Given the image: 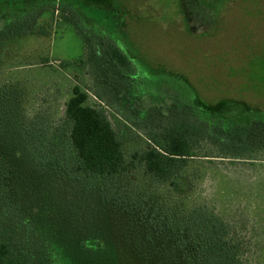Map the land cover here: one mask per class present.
<instances>
[{
  "label": "rangeland",
  "instance_id": "374dc122",
  "mask_svg": "<svg viewBox=\"0 0 264 264\" xmlns=\"http://www.w3.org/2000/svg\"><path fill=\"white\" fill-rule=\"evenodd\" d=\"M110 1L109 18L100 6L84 7L93 9L94 24L78 14L80 31L56 6L41 11L24 34L0 21V105H7L0 110H9L19 125L35 112L44 113L49 150L67 148L63 110L75 85L87 93L88 103L106 108L127 155L146 146L141 127L157 121L153 117H197L188 104L169 98L178 94L172 84L162 88L160 104L151 103L147 94L141 99L146 85L112 68L102 43L95 42L102 36L123 34L149 66L184 76L204 101L231 97L264 109V0H216L210 10L205 7L209 0ZM185 4L191 13L186 24ZM104 18L111 27L97 26ZM149 104L152 108L145 110ZM248 136L245 159L218 155L230 140L203 141L169 193L152 189L141 168L92 184L109 188L116 200L156 197L168 207L178 204L180 211L205 205L231 225L242 262L264 264V128ZM99 231L114 239V247L95 255L71 250L67 264H170L156 260L154 251L132 247L123 229Z\"/></svg>",
  "mask_w": 264,
  "mask_h": 264
},
{
  "label": "trees",
  "instance_id": "16d2710c",
  "mask_svg": "<svg viewBox=\"0 0 264 264\" xmlns=\"http://www.w3.org/2000/svg\"><path fill=\"white\" fill-rule=\"evenodd\" d=\"M215 2L205 7L210 10ZM184 7L182 13L191 14ZM11 30L24 34L27 27ZM99 38L95 42L102 43L112 68L146 85L141 99L147 94L160 104L162 88L172 84L178 94L169 98L188 104L197 117H153L157 121L141 127L146 146L127 155L106 108L88 103L87 93L75 85L63 110L67 148L57 153L47 147L44 113L19 125L9 110H0V264H67L71 250L95 255L114 247V239L99 231L104 228L127 231L132 247L154 251L153 257L166 263L244 264L231 225L205 205L180 211L178 204L168 207L156 197L116 200L109 188L92 182L141 168L152 189L169 193L203 141L230 140L218 155L245 159L248 135L264 128V109L231 97L204 101L184 76L149 66L123 34Z\"/></svg>",
  "mask_w": 264,
  "mask_h": 264
},
{
  "label": "flooded vegetation",
  "instance_id": "af4514ba",
  "mask_svg": "<svg viewBox=\"0 0 264 264\" xmlns=\"http://www.w3.org/2000/svg\"><path fill=\"white\" fill-rule=\"evenodd\" d=\"M54 6H56L61 12H67L68 15L65 18L71 21L75 28L80 31L78 26V14L82 16L86 23L94 24L91 14L92 12H90L93 9H87V11H84V7L100 6L103 9L102 12L104 11L103 17L109 18L112 3L110 0H0V21H4L10 29L14 26H26L29 28L34 24L41 11L48 10ZM183 11L186 12V10ZM181 14L184 18L183 22L186 24L188 21L187 14L189 13H182L181 11ZM105 18L103 22L97 23L98 27L109 26V24H107L108 22L104 23L106 20ZM117 26L119 25L117 24ZM119 28L121 30L123 27L120 26ZM87 38V40L90 41L89 36Z\"/></svg>",
  "mask_w": 264,
  "mask_h": 264
}]
</instances>
